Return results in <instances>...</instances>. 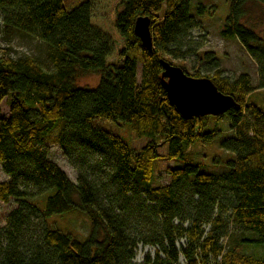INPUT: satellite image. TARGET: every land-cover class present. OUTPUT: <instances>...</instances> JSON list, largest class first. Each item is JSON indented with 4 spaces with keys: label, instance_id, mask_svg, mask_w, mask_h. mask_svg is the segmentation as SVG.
Segmentation results:
<instances>
[{
    "label": "trees",
    "instance_id": "16d2710c",
    "mask_svg": "<svg viewBox=\"0 0 264 264\" xmlns=\"http://www.w3.org/2000/svg\"><path fill=\"white\" fill-rule=\"evenodd\" d=\"M207 9L205 0H0V35L38 39L49 61L0 49V165L8 176L0 201L15 205L0 216V264H181V256L186 264H264L239 249L264 246V107L250 98L264 90V0H230L220 30L256 62L257 86L251 73L233 78L216 53L198 51L194 13ZM140 16L151 20L150 51L135 34ZM193 53L207 64L204 75L187 70ZM162 59L211 78L236 104L184 119L163 86ZM90 74L97 85H79ZM221 116L229 120L223 136ZM99 117L127 124L145 144L135 148ZM50 143L77 168L76 181ZM216 143L226 155H205L208 163L188 150ZM165 157L179 164L167 169L170 182L155 185ZM60 214H84L88 233L59 228ZM233 226L241 235L226 246ZM140 242L156 251L137 263Z\"/></svg>",
    "mask_w": 264,
    "mask_h": 264
},
{
    "label": "rangeland",
    "instance_id": "374dc122",
    "mask_svg": "<svg viewBox=\"0 0 264 264\" xmlns=\"http://www.w3.org/2000/svg\"><path fill=\"white\" fill-rule=\"evenodd\" d=\"M83 0H66L67 5L69 7L76 6ZM200 2V0H194L195 3ZM208 6L207 11L205 14H202L200 17L197 13H194L197 17V20L199 21V26H196L192 29V38L196 41H199L201 44L197 45L198 51L200 53H204V51H209L216 53V56L218 57L219 64H221V67L224 69L225 74L230 75L231 77H238V75L242 72H249L251 73L253 77V82L255 86L258 84V67L256 62L252 59L249 52L245 50L243 45L240 41L236 39H228L224 38L221 35V29L225 25V17L227 14H229V1L230 0H205ZM257 15L260 16L259 12H257ZM260 20V19H259ZM261 29L264 28V18L261 19ZM0 49L1 51H4L9 56L11 55L14 58H18L21 55H33L36 58H38L40 61H42L44 64L49 66V61L46 60V50H45V44L43 42H40L38 39L34 38H27L22 35L17 34L16 32H9L5 33L2 32L0 35ZM200 55L193 53V55L189 56L186 59V68L190 73H194L195 69L200 68L201 74L204 75L207 73V64H204L201 60H199ZM174 60V65L182 66L180 65L182 62H179L176 59ZM141 71V70H140ZM140 77V72H139ZM205 77V76H203ZM99 75L90 74L86 75L82 78H80L79 85L82 86H96L99 82ZM250 98H255L259 105L264 107V90H257L251 94ZM3 111L2 113L4 115H7L9 113V105H7V102L2 103ZM96 120V123H100L102 126H104L107 129H111L112 131L118 133L119 135H122L126 141L132 144L137 149H140L143 144L146 142V138L141 139L138 137L137 133L131 130L127 124L123 122H114L109 121L103 117H99ZM229 120L228 117L221 116L218 120L217 128L219 129L220 136L229 134ZM51 144V143H50ZM189 152L196 153L197 156L200 158H203L205 160L209 156L216 155L217 157H222L225 154V151L221 149L220 144L216 143L215 145H208L202 146L200 144L194 145L190 147ZM160 153L166 154L167 151V144L165 146L160 147L159 149ZM50 154L53 159L59 163V165L64 168V170L68 173L70 178L76 181L77 177V168L73 166V164L70 163L69 159L64 156L61 149L54 145H50ZM206 161V160H205ZM204 161V162H205ZM207 162V161H206ZM208 163V162H207ZM179 163L174 161H169L166 157L162 160H159L157 162L156 170H155V181L154 184H167L171 180L170 174H168L167 169L170 167H176ZM212 167L209 165L208 169H211ZM8 176L6 175L5 171L2 170V167L0 165V182H4V180H7ZM13 203H3L0 201V216L4 220L5 216L8 214V212L14 207ZM55 222L58 224V227L61 228L64 231H72L77 236H85L89 229V221L87 220L86 216L84 214H71L68 216V214H60L55 216ZM235 226L232 227L231 230H233ZM232 237L225 239L226 246H233L235 243L234 238L240 237V232L237 230L232 231ZM252 234H247L246 236H250L254 238L255 236H251ZM186 239L182 238L179 242L180 245H185ZM248 245V244H247ZM155 246L153 245H144L142 242L138 244L137 247V256L134 260V262H141L143 258L145 257L146 253L148 251L152 253V255L155 254ZM239 249L241 251H246L248 254H252L254 256L259 255L264 257V246H261L260 244H252L248 245V247H241L239 246ZM181 264H186V260H184V257L181 256L180 258Z\"/></svg>",
    "mask_w": 264,
    "mask_h": 264
},
{
    "label": "water",
    "instance_id": "95a60500",
    "mask_svg": "<svg viewBox=\"0 0 264 264\" xmlns=\"http://www.w3.org/2000/svg\"><path fill=\"white\" fill-rule=\"evenodd\" d=\"M150 17L140 16L135 22V34L150 51L154 48ZM163 86L171 103L176 105L182 116L187 119L211 114H224L236 104L234 96L222 93L211 78L188 74L184 68L162 59Z\"/></svg>",
    "mask_w": 264,
    "mask_h": 264
}]
</instances>
